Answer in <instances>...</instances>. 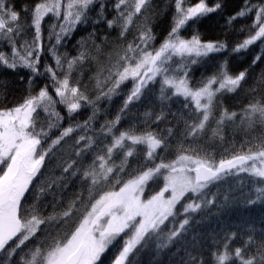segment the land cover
Wrapping results in <instances>:
<instances>
[{"label": "snow or ice", "instance_id": "1", "mask_svg": "<svg viewBox=\"0 0 264 264\" xmlns=\"http://www.w3.org/2000/svg\"><path fill=\"white\" fill-rule=\"evenodd\" d=\"M169 8L170 29L157 42L155 26ZM212 14L224 17L223 38L204 40L198 25ZM249 14L253 22L239 29L246 38L229 46L234 21ZM89 25L72 55L67 42ZM98 25L116 30L114 39L105 34L97 44ZM252 45L249 67L233 73L229 58ZM219 53L227 54L219 66L195 79L194 69ZM93 61L96 74L85 82ZM261 63L264 0H244L232 14L225 0H35L20 10L0 0V71L29 73L22 102L0 106V264H104L113 248L111 264H139L150 246L155 256L180 255V264H264V223L246 224L243 235L212 234L208 243L188 240L198 214L229 202L218 200L225 185L247 180L256 187L245 206L264 203V71L247 85L249 68ZM7 84L0 79V94ZM157 89L159 110L137 118L134 106ZM238 90L253 94L248 104L224 108V96ZM83 109L90 115L81 122ZM222 126L231 137L219 134ZM75 182L80 191L60 195ZM45 195L54 197L50 212Z\"/></svg>", "mask_w": 264, "mask_h": 264}, {"label": "trees", "instance_id": "2", "mask_svg": "<svg viewBox=\"0 0 264 264\" xmlns=\"http://www.w3.org/2000/svg\"><path fill=\"white\" fill-rule=\"evenodd\" d=\"M159 3H163V0H158ZM193 3L196 0H192ZM211 2V0H209ZM244 0H225V13L232 14L241 9V5ZM255 3L256 0H253ZM35 3V0H14V4L17 10H20L23 5H32ZM174 9L169 8V11L165 13V15L159 20V22L155 26V31L158 34V41L162 40L164 35L167 34L168 30L171 26V15ZM51 18H46L42 27H44L45 35H47V25L50 22ZM254 20V14H249L244 18H239L234 21L235 28L228 32L227 42L229 46L236 43L239 40H243L246 38V32L239 31L242 25H250ZM199 32L202 35L204 40H215L223 38L224 34V17L219 14H212L211 17L206 18L201 21L198 25ZM92 30V26L89 25L86 28H79L74 34L70 41L67 42V48L72 55L76 54L77 45L76 41L80 40L82 37H87L88 32ZM97 36L96 43L99 44L105 34L109 35L110 40L114 39L116 36V30L109 32L106 25H98L96 26ZM192 29L188 28L184 31L185 36H190L192 34ZM131 39V36L129 37ZM258 51L257 45H252L249 47L248 52L242 53L241 56H232L229 58V67L233 73H237L242 71L244 68H248L252 59V56ZM226 53H219L215 55H211L209 61L206 66L203 68L194 69V78L199 79L201 72L205 74H210L213 72L218 66L220 61L226 56ZM42 60H47L49 63H54L50 56L45 55ZM87 64V62H86ZM264 71V63L258 64L254 67L249 68V77L247 80V85L252 86L255 82V79L259 76L260 72ZM96 74V65L95 61L92 62L91 65H88L86 71L84 72L83 79L85 82L88 81L90 76H94ZM29 73L26 70H21L18 72H11L8 70L0 71V79H4L8 82L7 91L0 94V106H13L22 102V98L25 96V81L28 78ZM21 77H24V80H21ZM95 80L91 81V84L95 85ZM39 87V85H38ZM52 92L51 89H49ZM54 95V92H52ZM158 94V89L156 92L149 94L146 96L139 105L134 106L137 115V118L143 119V113L149 109L159 110V102L156 98ZM252 93H245L243 90H238L235 93H228L223 98V107L234 111H239L243 106H246L251 99ZM123 97L118 96L115 97L111 103V106L108 108V116L111 118L115 115L117 110L119 109L122 103ZM174 109L179 108L180 105L176 104L173 106ZM59 110L63 115L66 116V113L62 106H58ZM90 115L89 109H83L80 113H78L79 119L83 122ZM171 119V117H169ZM104 120L103 114H100L98 119L93 123V128H98L100 123ZM67 123V119H65V124ZM128 121H122V127H126ZM155 127V125L153 126ZM213 128L216 127L215 124L212 125ZM219 134L226 135L227 137H231L233 134V129L222 126L221 129L218 130ZM208 136H212V132L208 131ZM256 134H259V130L256 131ZM237 140H242L244 138L243 133H237ZM218 141V137H217ZM55 175V173L53 174ZM247 176V174H242ZM255 185L246 182L240 185H225L221 187L220 194L218 196V200L223 203L224 196H229V202L224 204V206L219 208H212L207 214H198L192 222V230L189 233L188 240L191 241L193 237L197 240L203 238L205 243L210 242L209 236L212 234H222L224 231L228 229H234L241 232L243 235V230L246 224H254L257 228L264 223V203L257 202L256 205L252 207H246L244 204V199L247 195L251 194L253 198L255 197ZM80 185L78 182L71 184V186L60 193L65 199L72 196L73 193L80 191ZM243 193V194H242ZM59 198V197H57ZM29 202L32 201V197L28 198ZM54 197L53 195H45L43 200L41 201V206L43 209L47 211H51V204L53 203ZM28 206V205H26ZM196 220H200L201 223L197 224ZM241 243L240 239L235 241V245L238 246ZM116 252V249L113 248L109 253H107L104 257V264H111L112 258ZM139 264H180V255H174L173 252L166 251L163 255L155 256L153 251V246H150L147 251L142 253L139 256Z\"/></svg>", "mask_w": 264, "mask_h": 264}, {"label": "rangeland", "instance_id": "3", "mask_svg": "<svg viewBox=\"0 0 264 264\" xmlns=\"http://www.w3.org/2000/svg\"><path fill=\"white\" fill-rule=\"evenodd\" d=\"M161 184H162V181H161ZM156 189L154 188V189H152V191H155ZM167 195V194H166Z\"/></svg>", "mask_w": 264, "mask_h": 264}]
</instances>
